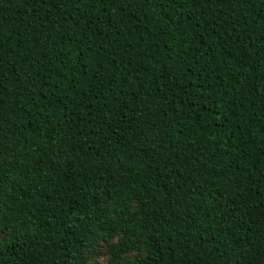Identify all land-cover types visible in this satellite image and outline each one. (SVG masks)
I'll use <instances>...</instances> for the list:
<instances>
[{
  "label": "trees",
  "instance_id": "1",
  "mask_svg": "<svg viewBox=\"0 0 264 264\" xmlns=\"http://www.w3.org/2000/svg\"><path fill=\"white\" fill-rule=\"evenodd\" d=\"M0 264H264V0H0Z\"/></svg>",
  "mask_w": 264,
  "mask_h": 264
}]
</instances>
